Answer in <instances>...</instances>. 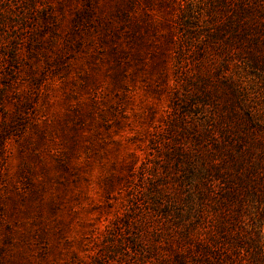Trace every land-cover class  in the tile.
<instances>
[{
	"label": "rangeland",
	"instance_id": "374dc122",
	"mask_svg": "<svg viewBox=\"0 0 264 264\" xmlns=\"http://www.w3.org/2000/svg\"><path fill=\"white\" fill-rule=\"evenodd\" d=\"M233 26L235 0H0V264L235 263V170L201 167L264 124Z\"/></svg>",
	"mask_w": 264,
	"mask_h": 264
},
{
	"label": "trees",
	"instance_id": "16d2710c",
	"mask_svg": "<svg viewBox=\"0 0 264 264\" xmlns=\"http://www.w3.org/2000/svg\"><path fill=\"white\" fill-rule=\"evenodd\" d=\"M88 19H90L89 14L77 13L76 15L78 24H80L79 21ZM106 28L107 30L113 28V24L109 23ZM231 34L235 36V58L242 60L245 57L248 67L258 72L264 79V0H235V26L232 27ZM127 38L131 45L124 48L121 53L115 46L111 47L110 53L115 56L117 62L125 59L122 58L124 54H128V60L142 55V41L139 39L138 29L131 26ZM102 40L109 41L110 36ZM14 50L18 52L16 46ZM161 52L164 54L163 49ZM165 56L163 55L162 59ZM160 68H162L161 63L156 69ZM236 83L235 79V85ZM5 84L3 83L2 86ZM244 120L248 121L249 127L242 125V118L238 120L237 126L244 129L239 130L235 143H233L235 153L222 147L220 152H224L220 159H216L217 164L213 159L214 155H210L207 151L202 159L201 167L205 175L211 172L217 174L227 172L230 167L235 170V196H238L235 213V239H233L235 241V263L230 256H226L231 262L227 264H264V241L262 244L258 242L264 237L262 232L264 225V124L253 119L249 113H246ZM196 192L198 195L201 193L199 198L203 197V190L200 187H197ZM257 221H260L261 227L258 229L259 232L256 231V234L252 236L247 225L253 226ZM199 249L194 256L195 263L213 264L209 257L213 254L216 258L214 253L205 247L203 249L199 246Z\"/></svg>",
	"mask_w": 264,
	"mask_h": 264
}]
</instances>
